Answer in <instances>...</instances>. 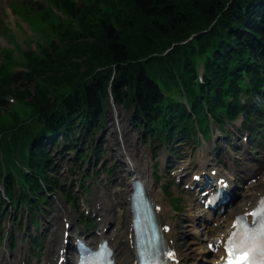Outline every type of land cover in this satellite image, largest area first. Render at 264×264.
I'll use <instances>...</instances> for the list:
<instances>
[{
    "label": "trees",
    "instance_id": "16d2710c",
    "mask_svg": "<svg viewBox=\"0 0 264 264\" xmlns=\"http://www.w3.org/2000/svg\"><path fill=\"white\" fill-rule=\"evenodd\" d=\"M50 1L67 18L53 19L39 4L32 23L47 43L22 53L28 72L10 69L17 61L9 48L0 63V177L9 191L19 171L21 183L45 199L40 180L55 184L46 171V136L93 143L111 94L133 108L145 137L206 132L207 109L219 123L238 111L247 113V122L259 114L250 97L264 88V0ZM19 80L23 88L15 85ZM25 81L35 83V92ZM8 95L31 100L19 110Z\"/></svg>",
    "mask_w": 264,
    "mask_h": 264
},
{
    "label": "rangeland",
    "instance_id": "374dc122",
    "mask_svg": "<svg viewBox=\"0 0 264 264\" xmlns=\"http://www.w3.org/2000/svg\"><path fill=\"white\" fill-rule=\"evenodd\" d=\"M43 3L45 4L46 8L51 10V18H67L65 11L58 5H53V2H51L50 0H0V62L4 63L5 61V56L2 55L5 49H14V60L17 61V63L12 64V66H10V69L15 67L16 70L17 67H19V70H24L21 64H24L26 62V59L24 58L22 53L24 51H27L28 49L33 48L39 51L40 45H44L45 43H47L46 40L42 38V36H36L35 31H33L34 27H32L31 24V22L36 19V14L34 12L38 11L39 4L42 5ZM39 15L40 13L38 12V18ZM24 16L28 17V19ZM46 27L50 28L51 24L47 25ZM14 42L17 45H14ZM24 71H26V69ZM24 83L28 84L30 87L35 84L34 82L27 81H25ZM15 85H19L22 88L24 87L21 86V80H19ZM32 92H35L34 86L32 87ZM8 97H11V95H9ZM29 100L31 99L28 97L25 101ZM23 102L24 101L17 100L16 105H11L10 103V106L22 110L24 108H27V105H23ZM115 108L116 109H114L113 107L109 108V112L107 113L108 137L104 141L106 150L104 152L105 158H103V161L107 159L108 164L118 163L117 169H119L120 167V170L117 172L119 174L116 176V178L114 177V180L110 172L106 171L101 174L96 173L98 168H96L97 166H95V163L93 162L90 168L91 172L95 173V177L93 178V180H88V178L86 179L87 181H90L92 187L91 190H88L87 193L82 196V194L80 193L82 188H80L79 185L83 182V176L80 175V171L82 169L81 165H84V161H82L81 164L76 163V160H74L72 157V153H68L63 156L66 157V159L65 162L60 163L59 177L63 183H66L67 186L71 188L75 187L73 193L74 196H76L75 194H80V196L76 199L77 203L75 204L74 200L73 203H71L70 200L65 199L59 192L51 194L50 198L48 199V204L51 210L48 214L47 221L53 222L54 218L55 221L58 222V224L54 226L49 222L50 225L47 226V232H45L44 234L42 233V236L44 238H48L49 235L53 236V231L57 227L59 228L58 231H60L61 234L62 225L64 222L63 217L68 214L69 216L71 215L73 217L75 226L80 227L82 230L89 231L88 226L86 225V223H83V220L81 219L84 217V215H86V211L84 208L88 207V204H90L92 208H95L98 200L97 194H104L106 202L110 205L114 204L115 214H112V217H114L116 221L121 220V228L119 229L120 233L126 230L127 223L129 221V218L126 216V213L129 209L126 190L131 175L126 170V166L122 165L121 161H119V159L121 158L124 159L123 151L126 150L131 153V156L135 157V160L143 165L142 169L145 168L144 171H146V173L149 175L150 182L155 183V186L153 185V188L155 189L156 196L158 200L164 203V205L168 209L170 214L169 219L175 223L183 225V228L186 230V235L181 234L179 236V241L182 243L185 241L189 242L190 248L186 251L188 253H195V255H197V258H201L199 261H195V264H203L202 260L204 258V255L202 254V250L205 248L201 247V241L203 240L205 242L206 234H208L207 229H209V227L207 228L206 224L203 223L204 219L208 215L206 214L205 210L198 209L195 206L197 205V201L192 194L185 192V190L181 186L175 184L169 187V190L173 191L176 197H182V199L176 206L177 209L173 207L174 203H171L169 197L163 191V185H167V181L170 179L168 176V171H166V165L168 164L166 160H172L170 163L175 164L177 162L174 161L175 157H173V154L177 155L178 157L185 154V156H187L188 158L187 161L190 162L191 165L198 166L196 168H199V166L206 162H213L215 165L221 166L223 162H218L216 158L218 157V153L222 152L220 154L222 158L223 153H227L229 156L225 157V159L229 158L231 162L242 164L244 159L240 158H245V156H242L241 153L238 152L237 147L248 144V142L243 141L244 134L243 130H241L240 123L237 124L236 122L235 127L227 125L223 129V133L219 128L214 126V135L210 136L208 139L201 138V140L195 145H189L186 143L179 144L178 146H176V150L174 149L172 151L171 148L165 145L162 147H157L152 146L150 143H146L142 139L141 132L136 128V126L132 124L130 111L123 107L121 104H117ZM263 140L264 137L261 136L258 143H262ZM251 141L252 140H250V142ZM250 147L251 144L249 145V149H251ZM133 149H135L136 151L132 152ZM262 154H264V149L260 153L255 150V156ZM261 158L263 159V162L261 163V171L264 172V156H261ZM61 161L62 160H60V162ZM103 161H100L97 164L99 168L102 165ZM77 162L79 161L77 160ZM156 162H159V166H156ZM216 162L218 164H216ZM86 168L87 162L85 163L84 169ZM70 169H74L73 173L69 172ZM262 188H264V182H260L256 186L247 189L246 195L241 199V202H244L247 196L252 192L259 191ZM177 201L178 200H174V202ZM62 207L66 208L68 214L62 211ZM23 208L25 209L24 206ZM22 212L24 213V211ZM20 217L23 222L22 228L13 224L11 225V228L14 230L15 235V246L13 247L12 245H9L7 241L6 244H4V240L0 241V264L6 262L3 258L6 250L10 252L17 251L19 248V243L21 242L20 239L22 237L23 239H26L28 237L26 233V223H28L29 214H20ZM191 217H195L196 222H194ZM93 222L95 223L94 229H96V225L98 227L99 223L95 220H93ZM43 225L45 224L43 223ZM9 227L10 221L7 210L2 214L0 218V234L5 232L6 229H9ZM38 227V224L32 227L31 232H33V229L37 230ZM114 229H116V226H113V228L111 227V231H114ZM196 234L205 238H201L199 240V238L196 237ZM196 240L200 241V243H195ZM25 244V250H27L29 243ZM44 245H46V243H44ZM203 245H205V243H203ZM46 251V247L38 250V252H41L40 256L42 257V259L40 258V264L44 263ZM38 260L39 259L35 258L33 264H38Z\"/></svg>",
    "mask_w": 264,
    "mask_h": 264
},
{
    "label": "bare ground",
    "instance_id": "6f19581e",
    "mask_svg": "<svg viewBox=\"0 0 264 264\" xmlns=\"http://www.w3.org/2000/svg\"><path fill=\"white\" fill-rule=\"evenodd\" d=\"M133 151H136V150L133 149L132 152ZM124 155L127 156V157H130L131 164H129V167L134 166V168L137 170V171H135L137 173V175L144 176L143 171L139 172L140 168H142L143 165L140 164L137 160H135V157L131 156L130 152L124 153ZM133 174H135V173H133ZM262 180H264V176L262 177ZM261 193L263 194L264 191H262ZM256 196H257V200L253 204L251 202V204H252V205H250L251 207L254 206V204L255 205L257 204L258 195H256ZM253 199H254V197H251L250 201H252ZM249 204H250L249 201L245 202V203H243L240 206V209L233 210L231 213L237 214L238 211H240L242 209H245L247 206H249ZM62 211L66 212V209L63 208ZM161 212H164L165 219H166V221H165L164 220V216H163V218H162L163 223L165 225L166 224L167 225L172 224L171 230H169V232H168L169 234H167V236L169 238H175V240H173L174 241L173 244H170V240H169L168 244L172 248L178 249L180 251V253H181V257L183 259H185V260H190L193 257H195L194 254L188 253L186 251L187 249L190 248L189 242L185 241V242L182 243V242L179 241V236L181 234L186 235V233H185L186 230L183 228V225H181L179 223H175V222L170 223L168 221L169 211L165 207V205H162ZM129 216H130V214H129ZM191 218H192V220L195 219V217H191ZM130 227H131V225H130V221H129V226H128L127 231L125 233H121L118 236L111 235L112 236L111 240L113 242V245L116 247V252H117V255H118L119 259H120L119 264H135L134 256L131 253V251H132L131 250V246H132L133 238L130 237V234H131ZM73 231H74L73 232V236H75L76 234H78L80 232L79 229H77V228L74 229ZM63 232H64V229H63ZM63 239H64L63 236H61L60 238L58 237V228H57L55 230V232H54V237H53L52 242L50 244V248L51 249H50V252H49V259L48 260H50L51 264H53V261L56 259V255H57L56 253H58V252H55L54 248H56V245H58L61 248V246H63ZM20 251H21V249H20ZM57 251H59V250H57ZM5 264H24L23 263V256L19 252H15V253H13L12 256H10L8 258V260H6Z\"/></svg>",
    "mask_w": 264,
    "mask_h": 264
}]
</instances>
